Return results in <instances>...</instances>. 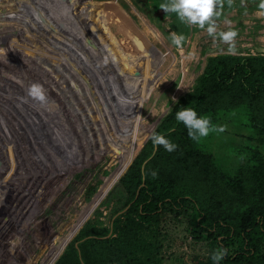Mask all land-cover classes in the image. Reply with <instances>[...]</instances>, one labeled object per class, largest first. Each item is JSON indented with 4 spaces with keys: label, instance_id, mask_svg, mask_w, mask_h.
<instances>
[{
    "label": "rangeland",
    "instance_id": "rangeland-1",
    "mask_svg": "<svg viewBox=\"0 0 264 264\" xmlns=\"http://www.w3.org/2000/svg\"><path fill=\"white\" fill-rule=\"evenodd\" d=\"M63 1L0 0V71L3 70L0 72L3 75L0 76V148L3 150L0 151V264H43L51 251L50 243L56 237L67 240L85 215L97 206L85 225L68 239V245L54 262L78 264L82 259L81 244L85 241L94 244L95 241L89 240L113 236L115 226L124 220L129 209V196L120 181L130 167L123 173L122 157L129 147L124 142L129 130L110 135L108 142H104L99 130L103 128L101 125L111 126L114 118L124 114L123 98L129 87L124 78L128 76L127 70L104 37L75 16L80 0ZM161 2L163 0L100 3L101 13L113 23L117 9L143 18L176 57L175 67L163 77L159 95H154L146 107L145 123L149 122L146 113L165 105L164 115H167L181 97L193 91L210 57L264 55V15L258 7L260 0H217L221 16L213 17L216 31L236 30L237 35L231 42L235 47L233 53L227 51L230 42L221 41L218 36L213 39L205 29L180 22L175 13L167 15L158 8ZM114 27L117 31L116 24ZM121 33L119 31L120 37ZM171 33L184 35L179 47L171 43ZM29 41L34 43L31 45ZM150 58L147 51L141 57L146 68ZM5 60L9 63H4ZM184 70L187 73L184 88L174 101L173 94L181 87ZM19 76L22 78L18 79ZM33 83L42 86L43 101L27 95ZM165 86L170 87L163 91ZM15 111L33 114L20 117ZM32 120H40L41 126L32 127L29 122ZM4 124L10 126L6 133ZM215 126H222L223 131H210L204 143L230 174L248 172L253 164L252 155L264 157V137L251 126L246 108L222 113ZM192 215L166 211L157 221L139 225L141 240L157 249V264H214L211 240L194 238ZM8 244L18 253L11 261Z\"/></svg>",
    "mask_w": 264,
    "mask_h": 264
},
{
    "label": "trees",
    "instance_id": "trees-1",
    "mask_svg": "<svg viewBox=\"0 0 264 264\" xmlns=\"http://www.w3.org/2000/svg\"><path fill=\"white\" fill-rule=\"evenodd\" d=\"M181 107H192L213 126L222 113L246 108L251 126L264 137V55L208 59L193 91L154 132L175 149L154 148L149 139L120 180L129 196L124 220L113 236L81 244L78 264H157V249L141 240L138 227L166 211L193 213L194 238L211 240L213 251L227 250L220 264H264V157L254 154L248 172L230 174L205 146L206 137L192 140L175 119Z\"/></svg>",
    "mask_w": 264,
    "mask_h": 264
},
{
    "label": "bare ground",
    "instance_id": "bare-ground-1",
    "mask_svg": "<svg viewBox=\"0 0 264 264\" xmlns=\"http://www.w3.org/2000/svg\"><path fill=\"white\" fill-rule=\"evenodd\" d=\"M65 1V0H64ZM63 1V2H64ZM88 1V2H87ZM112 3L113 5H115V3L117 2V0H80L79 3H81L79 5V9L77 12V15L75 14V16H78L80 19V22L82 23H86L87 25L90 26V28H95L94 30L97 31L102 37H104V39L106 40V43L109 46V49L113 52V54L116 55L117 58L121 59V62H124L125 68L127 70V74L128 76H124V78H126L127 82L129 83V87L127 88L126 92V97L123 98L124 101L126 102L125 107H124V112H122V116L121 114L118 115V119L114 118L111 122H113V124L111 126H105V125H100L103 127H99L98 129L100 130V136L102 135V137L104 138V142H108L110 141L109 139H111L114 135H118L124 131L129 130V134L126 137V141L124 142V145L127 144L128 150L127 152L124 154V156L122 157V161L124 162V167H123V173H125V171L128 169L129 165H131V163L133 162L134 158L137 156V154L139 153V151L141 150V148L144 146V144L147 142L148 139H150V136L153 134L154 131H156V127L159 123V121L163 118L164 114L166 113V106H162L160 109H153L152 112H150L149 114H145L146 119L149 120V122H144L145 117H144V112L146 111V107L149 105L151 99L153 98L154 95L157 94L158 90H160V86L162 85L161 82L163 81V77H165L166 73L170 72L174 67H175V62H176V57L173 54L171 47L166 44L162 37L153 30V28L147 24V22L141 18L140 16H138L137 14L136 17L134 16V14H132L131 12L129 14L127 13H122L121 10L117 9L118 15L116 16V20L115 23L111 22L110 19L106 18V15L101 13L100 10V3ZM39 15V14H38ZM49 15V14H48ZM72 16V15H71ZM49 17V16H48ZM17 18V17H16ZM15 18V19H16ZM7 19V18H6ZM9 20V18H8ZM73 20V19H72ZM76 20V19H75ZM15 21V20H13ZM60 21V20H59ZM74 22V21H73ZM16 23V22H15ZM115 24L117 25V31L115 30ZM2 25V24H1ZM8 25V24H6ZM14 25V24H13ZM21 26V25H20ZM4 27V25H3ZM13 27V26H12ZM11 27V28H12ZM25 27V26H23ZM22 27V28H23ZM35 27V26H34ZM55 27V26H54ZM8 28V27H7ZM19 28V26H18ZM38 29V28H37ZM26 30V29H25ZM36 30V29H35ZM53 31V30H52ZM119 31H122L121 35L122 37H120L119 35ZM41 33V32H40ZM43 33V32H42ZM41 33V34H42ZM44 34V33H43ZM30 34H27V36ZM32 35V34H31ZM4 36V35H3ZM13 36V35H12ZM23 36V35H22ZM20 35V37L22 39H24ZM26 36V37H27ZM46 36V35H44ZM125 36V37H124ZM9 37H11L9 35ZM8 37V38H9ZM16 37V35H15ZM30 37V36H29ZM32 37V36H31ZM49 37V36H48ZM6 38V37H4ZM3 38V39H4ZM17 38V37H16ZM20 38V39H21ZM50 38V37H49ZM54 38V37H53ZM69 38V37H68ZM19 39V40H20ZM21 39V40H22ZM27 39V38H26ZM30 39V38H28ZM27 39V40H28ZM46 39V38H45ZM1 40V39H0ZM15 40V39H14ZM18 40V39H17ZM16 40V41H17ZM56 40V39H55ZM194 40V39H193ZM30 42V41H29ZM28 42V43H29ZM46 42V41H45ZM45 42L43 44H45ZM56 42V41H55ZM26 43L27 42H23ZM31 45L34 42H30ZM47 43H49L47 41ZM16 44V43H15ZM13 44V45H15ZM37 44V43H36ZM50 44V43H49ZM48 44V45H49ZM106 44V45H107ZM24 45V44H23ZM29 45V44H28ZM53 44L51 43V46ZM55 45V44H54ZM30 46V45H29ZM45 46V45H44ZM15 47V46H14ZM53 47V46H52ZM55 47V46H54ZM59 47V46H58ZM7 48V47H6ZM16 49V48H15ZM56 49V48H55ZM58 49V48H57ZM14 50V49H13ZM34 50V49H33ZM4 51V50H3ZM17 51V50H16ZM110 51V52H111ZM147 51L150 53L151 58H150V65H148V67L146 68L142 62H141V57L144 56V52ZM178 51V50H177ZM15 52V50H14ZM26 52V51H25ZM9 53V52H8ZM17 53V52H15ZM56 53V52H55ZM181 53V52H180ZM2 54V53H1ZM14 54V53H13ZM42 54V53H41ZM109 54V53H108ZM32 55V54H31ZM104 55V54H103ZM107 55V54H106ZM6 57H9L7 55H5ZM18 56V54H17ZM16 56V57H17ZM21 56V55H19ZM40 56V55H39ZM112 56V55H111ZM4 57V56H2ZM5 57V58H6ZM10 58V57H9ZM27 58V57H26ZM50 58V57H49ZM112 58V57H111ZM7 59V58H6ZM119 59V60H120ZM2 60V59H1ZM0 60V63H1ZM19 59H16V61ZM32 60V59H31ZM113 60V59H112ZM118 60V61H119ZM9 60L4 61V63L6 62L7 64ZM45 61V60H44ZM15 62V60H14ZM20 63V62H19ZM24 63V62H23ZM38 63V61H37ZM84 63V62H83ZM112 63V62H110ZM183 63V62H182ZM18 63L16 62V65ZM30 64V63H28ZM117 64V63H116ZM5 65V69L7 67L6 64ZM13 65V66H16ZM19 65V64H18ZM21 65V64H20ZM23 66V65H22ZM31 66V65H30ZM116 66V65H115ZM118 66V64H117ZM140 66H142V68H140ZM3 67V66H2ZM17 67V66H16ZM33 67V66H32ZM54 67V66H53ZM72 67V66H71ZM12 68V66H11ZM15 67H13L14 69ZM19 68V67H18ZM17 68V69H18ZM8 69V67H7ZM20 69L22 70V68L20 67ZM31 69V68H30ZM9 70V69H8ZM20 70V71H21ZM37 71V69H35ZM116 70V69H115ZM186 70V69H185ZM184 70L183 73V79L181 82V87L179 88V90H176L175 93L173 94V99L177 98V93L180 92V89L184 88V81L186 79L187 73ZM3 70L1 69L0 72H2ZM7 71V70H6ZM17 71V70H16ZM14 72L15 75L17 72ZM24 71V69H23ZM35 71V72H36ZM39 71V70H38ZM33 72V69L30 71ZM60 72V71H59ZM58 72V73H59ZM5 73V71H4ZM11 74H13L12 72H9ZM25 73V72H24ZM39 73V72H38ZM108 73V72H107ZM114 73V72H113ZM6 74V73H5ZM4 74V75H5ZM26 74V73H25ZM32 74V73H31ZM115 74V73H114ZM118 74V73H117ZM2 74H0L1 76ZM20 75V74H18ZM23 75V74H22ZM28 75V73H27ZM35 75V74H34ZM37 75V74H36ZM112 75V74H111ZM3 76V75H2ZM1 76V77H2ZM6 76V75H5ZM9 76V75H8ZM12 76V75H11ZM14 76V74H13ZM12 76V77H13ZM30 76V75H29ZM42 76V75H41ZM120 76V75H118ZM7 77V76H6ZM12 77H10L12 79ZM21 76L18 77V79ZM31 77V76H30ZM38 77V76H37ZM52 77V76H51ZM113 77V76H112ZM9 78V77H8ZM9 78V79H10ZM17 78V77H16ZM22 78V77H21ZM25 78V77H24ZM35 78V77H34ZM5 79V78H3ZM8 79V80H9ZM10 79V80H11ZM116 79V78H115ZM6 80V79H5ZM16 80V79H15ZM26 80V78H25ZM1 81V80H0ZM13 81V80H12ZM18 81V80H17ZM119 81V80H118ZM117 81V82H118ZM6 82V81H4ZM19 82V81H18ZM116 82V81H115ZM188 82V81H187ZM25 83V82H24ZM122 83V81H121ZM2 84V83H0ZM5 84V83H4ZM3 84V86H5ZM11 84V83H9ZM94 84V83H93ZM7 85V84H6ZM1 86V85H0ZM170 86H165V88L163 87V91H165L167 88H169ZM10 88V87H8ZM17 88V87H16ZM124 88V87H123ZM6 89V87H5ZM19 89V88H18ZM95 89V88H94ZM190 89V88H189ZM1 91V90H0ZM13 91V89H12ZM19 91V90H18ZM101 93V91H100ZM87 95V94H86ZM102 95V94H101ZM159 95V94H157ZM156 95V96H157ZM84 96V95H82ZM157 98V97H156ZM84 101V100H83ZM55 102V101H54ZM73 102V101H72ZM87 104H90L89 102ZM75 105V104H74ZM59 106V105H58ZM94 106H91V108ZM96 107V106H95ZM156 108V107H155ZM39 109V108H38ZM95 109V108H93ZM171 109V108H170ZM169 109V110H170ZM26 110V109H25ZM109 110V109H108ZM161 110V111H160ZM24 111V110H23ZM19 112V111H15L17 112L16 115L18 114V116L20 115V117L23 116V114H33L30 112L27 113H23ZM27 111V110H26ZM25 111V112H26ZM37 111V110H36ZM35 111V112H36ZM67 111V110H66ZM97 111V110H95ZM110 111V110H109ZM108 111V112H109ZM122 111V110H121ZM38 112V111H37ZM62 112V111H61ZM72 112V111H70ZM111 112V111H110ZM22 113V114H21ZM98 113H100L98 111ZM56 114V113H55ZM64 114V113H63ZM66 114V113H65ZM77 114V113H76ZM45 115V114H44ZM110 115V114H109ZM17 116V117H18ZM52 116V115H51ZM102 116V115H101ZM100 116V117H101ZM24 118V117H23ZM63 118V117H62ZM69 118V117H68ZM67 118V119H68ZM75 118V117H74ZM29 119V118H27ZM65 119V118H64ZM63 119V120H64ZM12 120V119H11ZM17 120V119H16ZM22 120V119H21ZM98 120V119H97ZM26 121V120H24ZM12 122V121H11ZM23 121H21L22 123ZM32 124V127L34 128H39L41 126V121L39 120H32L29 121ZM98 122V121H97ZM96 122V123H97ZM5 123V122H4ZM14 123V122H13ZM68 123V122H67ZM73 123V122H72ZM9 124V123H8ZM11 124V123H10ZM39 124V125H38ZM1 125V123H0ZM16 125V124H15ZM18 125V124H17ZM48 125V124H47ZM2 126V125H1ZM14 127V125H12ZM5 127V133H6V129L7 127L9 128L10 126H6L4 124ZM12 127V128H13ZM21 127V126H20ZM43 127V126H42ZM17 128V127H16ZM61 128V127H60ZM18 129V128H17ZM20 129V128H19ZM23 128H21L22 130ZM20 130V131H21ZM25 130V129H24ZM23 130V131H24ZM15 131V130H14ZM18 131V130H17ZM22 131V132H23ZM35 132V131H34ZM67 132V131H66ZM21 133V132H19ZM25 133V132H24ZM23 133V134H24ZM28 133V132H27ZM29 135V134H28ZM71 135V134H70ZM112 137H111V136ZM22 137H25L24 135ZM26 138V137H25ZM107 139V140H106ZM24 140V139H23ZM7 144V143H6ZM146 146V145H145ZM143 150V149H142ZM141 150V151H142ZM0 151L3 152L2 148H0ZM6 155V152H4ZM11 155V154H10ZM9 154H7V156H10ZM1 156V154H0ZM4 156V155H3ZM12 157V156H10ZM1 158V157H0ZM13 158V157H12ZM80 158V157H79ZM7 159H11V158H7ZM8 160V161H9ZM76 161V160H75ZM15 163V162H14ZM17 163V162H16ZM73 167V166H72ZM78 168V166H77ZM71 170V169H70ZM70 172V171H69ZM71 173V172H70ZM72 174V173H71ZM68 177V176H67ZM65 178L66 181L63 182L64 184H66L67 179ZM63 185V184H62ZM50 201H48L44 207H40L41 210H44L46 205L49 203ZM97 206L94 207V209ZM92 210L90 213L86 214L84 219L81 221L80 225H78V227L75 229L74 233L72 235H70V238H72V236H74L82 227L83 225H85V223L89 220V218L92 216V214L94 213L95 210ZM40 210V211H41ZM33 212V211H32ZM68 239L64 240L61 238H55L54 241H52L50 243L51 246V251L49 252V254L45 257L43 264H54V262L56 261V259L59 257L60 253L63 251L64 246H66V244L68 243ZM9 249L7 250V253L9 254V256H12L10 258L14 259L17 258L18 253H16L15 249L12 247L11 244H8ZM17 247V246H16ZM4 253V252H3ZM7 254V255H8ZM17 254V255H16ZM6 255V252H5ZM4 258V257H3ZM20 258V257H18ZM1 259V258H0ZM8 259V257H7ZM8 261V260H7ZM15 261V260H14ZM13 262V260H12ZM2 263V262H1ZM15 264H19L16 263Z\"/></svg>",
    "mask_w": 264,
    "mask_h": 264
},
{
    "label": "clouds",
    "instance_id": "clouds-1",
    "mask_svg": "<svg viewBox=\"0 0 264 264\" xmlns=\"http://www.w3.org/2000/svg\"><path fill=\"white\" fill-rule=\"evenodd\" d=\"M258 7L262 10L261 14L264 15V0H260ZM158 8L164 10L167 15L169 13H175L177 19L186 25H197L205 29L213 39H216L218 36L221 41L230 42L227 51L229 53L235 51L234 43L231 42L234 41L237 35L236 30L230 29L219 33L216 31L213 17L221 16L220 6L217 0H163V2L159 3ZM225 22L231 23L227 20ZM169 38L171 43L177 47L185 39L183 34L176 33H171ZM27 95L40 101L45 99L42 86L38 83H33L29 86ZM175 119L186 127L189 138L195 141L206 137L210 131H223L222 126H213L207 117L202 115L198 116L192 107H181L176 111ZM151 139L154 148L157 145H162L165 150L172 151L176 147L174 143L158 133H153ZM226 254V249L223 247L217 248L212 252L211 259L214 264H219Z\"/></svg>",
    "mask_w": 264,
    "mask_h": 264
},
{
    "label": "water",
    "instance_id": "water-1",
    "mask_svg": "<svg viewBox=\"0 0 264 264\" xmlns=\"http://www.w3.org/2000/svg\"><path fill=\"white\" fill-rule=\"evenodd\" d=\"M165 116H166V115H164L163 118H164ZM161 121H162V119L159 121L158 125L161 123ZM158 125H157V127H158ZM157 127H156V129H157ZM153 133H154V132H153ZM151 136H152V135H151ZM151 136H150V138H151ZM148 141H149V139L147 140V142H148ZM147 142H146V143H147ZM146 143H145V144H146ZM145 144H144V146H145ZM144 146H143V147H144ZM136 157H137V156H136ZM136 157L134 158V160L136 159ZM134 160H133V162H134ZM133 162H132V163H133ZM132 163H131V165H132ZM131 165H130V166H131ZM129 168H130V167H129ZM127 171H128V170H127ZM67 245H68V244H67ZM63 251H64V250H63ZM63 251H62V253H63ZM62 253H61V254H62ZM61 254L59 255V257L61 256ZM59 257H58V259H59ZM58 259H57V260H58ZM57 260H56V262H57ZM56 262H55V263H56ZM55 263H54V264H55Z\"/></svg>",
    "mask_w": 264,
    "mask_h": 264
}]
</instances>
